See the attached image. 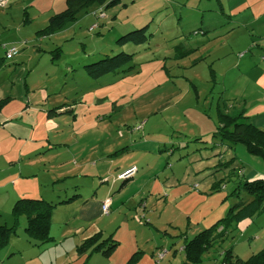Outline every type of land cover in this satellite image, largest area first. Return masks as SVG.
<instances>
[{
    "label": "rangeland",
    "instance_id": "1",
    "mask_svg": "<svg viewBox=\"0 0 264 264\" xmlns=\"http://www.w3.org/2000/svg\"><path fill=\"white\" fill-rule=\"evenodd\" d=\"M64 7L65 0H11L0 8V55L17 50L0 72V87L7 93L17 85L10 78L20 75L27 96L35 85L65 97L71 113L80 114L79 150L92 149L97 160L108 152L63 185L61 197L76 191L82 198L54 208L50 243L28 240L13 205L1 208L0 226L15 234L0 249V264H185V241L248 198L230 194L251 170L264 175L260 157L211 137L218 107L249 120L264 117V0H120L102 9L104 17L94 5L46 33L49 17ZM146 24L147 43L115 44ZM120 52L134 55L127 76L87 77L83 66ZM64 110L58 113L69 118ZM130 167L135 176L119 190L115 178ZM108 199L109 213L99 214L97 202ZM251 220L201 264H220L229 248L241 260L260 251L264 212Z\"/></svg>",
    "mask_w": 264,
    "mask_h": 264
},
{
    "label": "crops",
    "instance_id": "2",
    "mask_svg": "<svg viewBox=\"0 0 264 264\" xmlns=\"http://www.w3.org/2000/svg\"><path fill=\"white\" fill-rule=\"evenodd\" d=\"M10 1L6 0L2 9H6ZM4 53L0 55V59H4ZM11 65L5 61L0 67V72L9 69L6 67ZM11 74V77H14L16 70L13 69ZM10 80H15L17 85L11 84L7 93L0 87V101L8 99L0 110V211L1 208L10 207L20 198H41L50 203H58L66 198L61 197V194L67 192V188L63 187L66 181L80 176L83 165L95 167L96 162L102 160V154L106 155L108 149L100 153L98 160L92 157V149L87 151L88 153H82L78 148L80 114L72 110V115L68 118L58 112L48 113L64 104L66 98H54L57 94L47 95L46 90L43 91L35 85L33 94L27 96L28 88L24 86V80H20V75ZM65 119H69L67 125L72 127L69 132L65 129ZM91 122L92 126L96 124L93 119L84 123V126H91ZM249 122L264 131V117L250 118ZM31 178L35 179L30 180ZM258 178H264V175L251 170L245 179ZM60 184L62 186L59 187ZM73 188L78 189L75 186ZM72 194H76V191ZM77 195L76 200L82 198L81 194ZM88 201H85L83 206H86ZM97 203V212L100 214L102 202ZM251 219L246 222L252 221ZM258 241L259 239L256 240V249L260 250L264 247V241ZM27 243L33 246L32 243ZM251 254L255 253L252 251Z\"/></svg>",
    "mask_w": 264,
    "mask_h": 264
},
{
    "label": "trees",
    "instance_id": "3",
    "mask_svg": "<svg viewBox=\"0 0 264 264\" xmlns=\"http://www.w3.org/2000/svg\"><path fill=\"white\" fill-rule=\"evenodd\" d=\"M119 1L120 0H65L64 9L49 17L46 33L51 34L61 30L68 23L74 22L80 12L94 5L100 8L97 13L98 18L104 17L102 9L110 7ZM150 37L151 34L148 33V24H146L141 28L119 36L115 40V44L118 47L128 44L142 45L147 43ZM133 58V54L120 52L114 56L104 57L95 63L85 65L83 69L87 77L92 80H97L108 74L120 73L127 76L131 72V62ZM5 61V57L4 59H0V65H4ZM7 101V98L0 101V110ZM66 105L67 104H61L48 111V113L58 112L63 108H65V110L62 111V113H71V109L73 108H68ZM211 137L212 139L218 140L220 144L229 147L241 144L248 153L260 157L264 161V131L253 126L249 122V117H246L243 112H238L236 114L229 113L226 110H220L218 107L217 126L215 131L211 134ZM133 177L131 179H133ZM131 179L123 182L121 181L119 190ZM214 188L215 186L213 189ZM240 192L245 193L248 198L244 201L234 203V205L227 210L224 217L217 220L210 227L194 235L189 241H185L183 246L185 264H201L203 256L210 252L219 242H223L229 237L231 232L236 231L241 222L251 219L260 212H264V178L245 180L241 182L240 186L230 195L238 197ZM77 197V193L72 194L60 200L58 203H50L41 198H20L13 204L11 215L15 222L22 217L25 223L24 232L28 240L34 242L38 246H42L53 240L49 232L50 219L54 208L57 205L69 204L75 201ZM14 234L15 231L13 227L7 228L5 226H0V249L9 242ZM115 246L116 245L113 243L112 247ZM96 249L97 247L94 248V250ZM220 264H264V247L246 260H241L233 255L231 248H229L222 251Z\"/></svg>",
    "mask_w": 264,
    "mask_h": 264
},
{
    "label": "built area",
    "instance_id": "4",
    "mask_svg": "<svg viewBox=\"0 0 264 264\" xmlns=\"http://www.w3.org/2000/svg\"><path fill=\"white\" fill-rule=\"evenodd\" d=\"M4 5H5V1L0 0V8L4 7ZM4 50H5L4 57L6 60L12 59L17 54V50L14 47H9L8 49L4 48ZM135 173H136V168L132 167V168L122 172L121 174H118L116 176L115 180H119V181L129 180L133 176H135ZM109 207H110V201L108 199L101 204V213L102 214L109 213Z\"/></svg>",
    "mask_w": 264,
    "mask_h": 264
}]
</instances>
